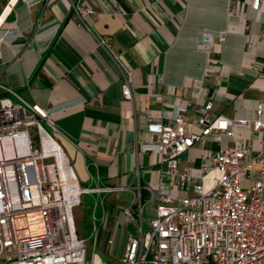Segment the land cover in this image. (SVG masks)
I'll return each instance as SVG.
<instances>
[{
	"label": "crops",
	"instance_id": "1",
	"mask_svg": "<svg viewBox=\"0 0 264 264\" xmlns=\"http://www.w3.org/2000/svg\"><path fill=\"white\" fill-rule=\"evenodd\" d=\"M76 1L0 0V36L7 34L0 85L49 115L80 187L96 186L90 174L114 190L102 194L108 216L100 248L108 255L118 245L119 256L139 220H128L127 209L137 210L138 193L148 203L147 188L156 193L166 180L158 153L145 147L153 119L191 104L182 116L199 133L196 110L212 96L207 120H251L259 104L264 119V0H84L94 12L86 26L74 16ZM98 38L109 39L130 72L131 100ZM248 131L237 133L243 142ZM220 147L209 139L196 144L180 168L197 175L207 153ZM171 194L175 202L181 196L176 185Z\"/></svg>",
	"mask_w": 264,
	"mask_h": 264
},
{
	"label": "built area",
	"instance_id": "2",
	"mask_svg": "<svg viewBox=\"0 0 264 264\" xmlns=\"http://www.w3.org/2000/svg\"><path fill=\"white\" fill-rule=\"evenodd\" d=\"M72 10L83 26L85 16L94 13L84 0L72 2ZM6 37L0 36V44ZM97 44L118 69L123 98L131 100L130 72L109 39L98 38ZM0 89V264H264L262 104L251 120L221 114L207 120L213 114L212 96L196 110L199 133L182 116L191 104L152 120L153 138L145 147L158 153L166 180L156 193L147 188L152 194L148 203H142L138 193L133 202L137 210L132 205L127 209L128 220H139H134L135 231L128 234L118 261L109 263L97 245L108 216L102 194L114 190L98 186V175L90 174V184L96 186L80 187L69 172L55 138L59 131L49 115L11 89ZM244 130H249V142L237 135ZM206 139L221 147L207 153L197 175L192 168L181 169V157ZM174 185L181 193L176 202ZM86 195L94 200L89 257L87 240L78 235L74 221V210Z\"/></svg>",
	"mask_w": 264,
	"mask_h": 264
},
{
	"label": "rangeland",
	"instance_id": "3",
	"mask_svg": "<svg viewBox=\"0 0 264 264\" xmlns=\"http://www.w3.org/2000/svg\"><path fill=\"white\" fill-rule=\"evenodd\" d=\"M43 127L48 133L51 134V130L45 124H43ZM93 205H94V200H92V197L86 195L83 197L82 206L74 210V221H75L78 235L87 240L86 247H87L88 257L90 256V253L92 251V240L88 239V237L91 235L92 228H93V224H92ZM99 215H100V211L99 209H97L96 216L98 217ZM97 251L102 255L103 259L109 263L117 262L119 259V256L121 255L120 254L118 256V253H117L118 245H115L114 252H112V254L111 252L108 255L105 254L100 248V234H99V240H98V245H97Z\"/></svg>",
	"mask_w": 264,
	"mask_h": 264
},
{
	"label": "bare ground",
	"instance_id": "4",
	"mask_svg": "<svg viewBox=\"0 0 264 264\" xmlns=\"http://www.w3.org/2000/svg\"><path fill=\"white\" fill-rule=\"evenodd\" d=\"M45 143H48V141H47V140H45ZM57 156L60 158V156H61V155H60V154H58Z\"/></svg>",
	"mask_w": 264,
	"mask_h": 264
},
{
	"label": "trees",
	"instance_id": "5",
	"mask_svg": "<svg viewBox=\"0 0 264 264\" xmlns=\"http://www.w3.org/2000/svg\"><path fill=\"white\" fill-rule=\"evenodd\" d=\"M3 96H4V95H3ZM3 96H2V97H3ZM2 97H1V98H2Z\"/></svg>",
	"mask_w": 264,
	"mask_h": 264
}]
</instances>
